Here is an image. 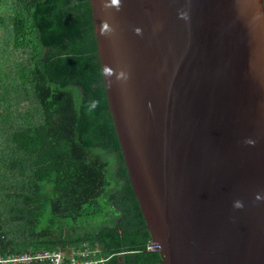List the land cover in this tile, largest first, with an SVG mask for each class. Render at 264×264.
Segmentation results:
<instances>
[{
	"label": "water",
	"instance_id": "95a60500",
	"mask_svg": "<svg viewBox=\"0 0 264 264\" xmlns=\"http://www.w3.org/2000/svg\"><path fill=\"white\" fill-rule=\"evenodd\" d=\"M89 2L114 130L162 264H264V0Z\"/></svg>",
	"mask_w": 264,
	"mask_h": 264
},
{
	"label": "trees",
	"instance_id": "16d2710c",
	"mask_svg": "<svg viewBox=\"0 0 264 264\" xmlns=\"http://www.w3.org/2000/svg\"><path fill=\"white\" fill-rule=\"evenodd\" d=\"M0 5V251L87 243L97 264H162L109 112L89 0Z\"/></svg>",
	"mask_w": 264,
	"mask_h": 264
},
{
	"label": "built area",
	"instance_id": "2783aa9c",
	"mask_svg": "<svg viewBox=\"0 0 264 264\" xmlns=\"http://www.w3.org/2000/svg\"><path fill=\"white\" fill-rule=\"evenodd\" d=\"M154 251L153 245L148 249ZM97 250H93L96 252ZM91 249L87 243L81 247H70L69 249L42 250L35 253L26 251L24 253H12L0 251V264H31L32 261L43 262L45 264H97L104 259L100 256L98 259L90 257Z\"/></svg>",
	"mask_w": 264,
	"mask_h": 264
},
{
	"label": "rangeland",
	"instance_id": "374dc122",
	"mask_svg": "<svg viewBox=\"0 0 264 264\" xmlns=\"http://www.w3.org/2000/svg\"><path fill=\"white\" fill-rule=\"evenodd\" d=\"M7 6H9L8 4H6ZM6 15V16H5ZM10 15V10L8 11V8L1 5L0 6V17L7 19V17H9ZM8 22V20H7ZM8 31V25L6 23H0V42L2 41V36L4 34H6ZM1 47H3V45L0 44ZM26 105L25 104H21L20 106H18V108H25ZM67 249H69L70 251V247H68Z\"/></svg>",
	"mask_w": 264,
	"mask_h": 264
},
{
	"label": "clouds",
	"instance_id": "9594fccd",
	"mask_svg": "<svg viewBox=\"0 0 264 264\" xmlns=\"http://www.w3.org/2000/svg\"><path fill=\"white\" fill-rule=\"evenodd\" d=\"M234 206L237 207V208H239V207H242L243 205L239 201H237Z\"/></svg>",
	"mask_w": 264,
	"mask_h": 264
},
{
	"label": "crops",
	"instance_id": "0c3cea01",
	"mask_svg": "<svg viewBox=\"0 0 264 264\" xmlns=\"http://www.w3.org/2000/svg\"><path fill=\"white\" fill-rule=\"evenodd\" d=\"M1 6V5H0ZM3 6H5V5H3ZM6 7V6H5Z\"/></svg>",
	"mask_w": 264,
	"mask_h": 264
}]
</instances>
